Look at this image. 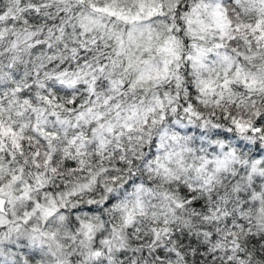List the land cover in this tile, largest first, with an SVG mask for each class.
Returning a JSON list of instances; mask_svg holds the SVG:
<instances>
[{
  "label": "clouds",
  "instance_id": "obj_1",
  "mask_svg": "<svg viewBox=\"0 0 264 264\" xmlns=\"http://www.w3.org/2000/svg\"><path fill=\"white\" fill-rule=\"evenodd\" d=\"M0 264H264V0H0Z\"/></svg>",
  "mask_w": 264,
  "mask_h": 264
}]
</instances>
